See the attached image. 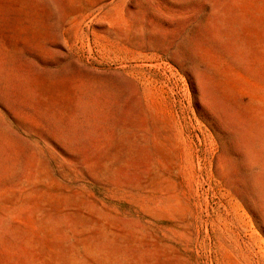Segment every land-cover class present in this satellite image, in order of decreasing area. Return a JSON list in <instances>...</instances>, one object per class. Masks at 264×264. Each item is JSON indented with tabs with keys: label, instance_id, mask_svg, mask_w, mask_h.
<instances>
[{
	"label": "rangeland",
	"instance_id": "1",
	"mask_svg": "<svg viewBox=\"0 0 264 264\" xmlns=\"http://www.w3.org/2000/svg\"><path fill=\"white\" fill-rule=\"evenodd\" d=\"M0 264H264V0H0Z\"/></svg>",
	"mask_w": 264,
	"mask_h": 264
}]
</instances>
